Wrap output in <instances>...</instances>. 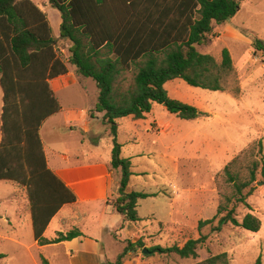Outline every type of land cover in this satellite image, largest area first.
Masks as SVG:
<instances>
[{
    "label": "trees",
    "instance_id": "trees-1",
    "mask_svg": "<svg viewBox=\"0 0 264 264\" xmlns=\"http://www.w3.org/2000/svg\"><path fill=\"white\" fill-rule=\"evenodd\" d=\"M149 1L147 5L141 0H49L62 18L60 36L56 37L47 13L35 1L0 0V181H11L26 190L34 236L40 245L83 234L75 228L49 240L43 232L62 205L76 201L74 192L49 167L40 133L42 124L62 108L50 84L52 78L68 72L67 63L56 49L58 40H70V64L97 83L99 94L91 114L94 117L96 112L105 111L103 121L109 126L113 141L111 166L121 172L119 196L112 203L131 221L140 219L137 202L148 194L129 190L132 161L122 156L117 119L129 114L135 119L143 118L155 103L165 104L169 112L182 119L206 116L198 107L172 97L165 84L180 78L194 87L225 91L229 79L236 78L228 47L222 49L221 60H217L212 54L199 52L197 45L205 42L214 24H223L237 14L241 0H186L176 2L177 5ZM136 11L139 15L148 13L146 18L137 20L141 23L137 30L133 29L136 21L132 20ZM145 22L149 29L144 27ZM254 44L264 50L262 39L255 38ZM128 74L132 75V82L127 84ZM261 144L259 141V152L263 151ZM247 155L244 150L224 166L223 175L231 186V194L220 192L215 215L201 219L199 230L209 224L213 230H221L228 223L249 232L261 230L262 220L254 213L247 212L241 220L235 215L238 203L252 208L246 190H252L260 173L258 159L246 168L247 175L235 171L234 167L241 159L247 160ZM261 174L264 175V162ZM206 238L201 235L182 246H157L149 252H174L183 258H195L198 246ZM143 246L140 240L130 243L114 261L105 264H123L128 251ZM40 262L51 264L43 255ZM218 262L229 264L228 253L206 260L208 264ZM255 264H261V255Z\"/></svg>",
    "mask_w": 264,
    "mask_h": 264
},
{
    "label": "rangeland",
    "instance_id": "rangeland-1",
    "mask_svg": "<svg viewBox=\"0 0 264 264\" xmlns=\"http://www.w3.org/2000/svg\"><path fill=\"white\" fill-rule=\"evenodd\" d=\"M44 1L48 5L49 0ZM163 1L177 5L179 1L182 3L186 0ZM50 9L58 11L52 6L49 8L51 12ZM49 14L51 20H54L53 14ZM255 38H260L264 42V0H241V8L237 14L223 24H214L205 42L197 45L199 52L212 54L217 60H221L222 49L228 47L236 78L229 79L225 91L194 87L180 78L168 81L165 86L172 97L190 103L207 113L206 116H202L206 125L203 129L193 130L190 125L197 124L199 120L179 118L165 108L164 119L170 127L167 141H170L171 146L170 149L165 150H160V146L158 147L156 143L155 146L171 159L172 174L175 177L172 185V204L175 209L181 203L179 196L185 189L190 188L196 193V198L202 195L201 198L204 199V219L215 215L220 204V192H231V186L225 182L223 175L224 166L232 158L247 150V160L241 159L234 167L235 171H239L243 176L247 175L246 168L248 169L252 161L258 159L260 173L257 175L258 180L251 186L252 190L249 192L250 187L246 190L247 201L252 208L238 203L235 205V215L241 220L247 212L254 213L262 220L261 230L249 232L231 223L224 225L221 230H213L211 224L199 230L195 220L189 223L173 221L166 225L164 222H152L146 227H132L131 237H116L117 244L111 236L105 235L104 242L109 257L115 258L119 248L121 252L127 245L139 240L142 241L143 247L149 250L157 246L164 248L173 245L182 246L190 238L206 235V240L198 246V255L195 258H183L174 252L145 253L143 248L137 247L128 251L125 262L126 264H208L206 263L208 258L227 252L229 264H255L260 255L261 264H264V175L261 174V166L264 162V50L256 48ZM68 40H58L56 49L67 66H72L69 62ZM127 77L129 80L125 83L128 84L132 80V75L128 74ZM90 80L94 81L92 78ZM92 98V96L86 99L77 98L70 103L78 108H85L91 104ZM198 133V140L193 139ZM202 133L204 134L201 135ZM125 135L123 134L122 137L125 138ZM157 138L156 134H150L144 141L148 142L147 148H151ZM259 141L263 145L262 152H259ZM12 188L10 182H0V204L4 209L11 205L9 196ZM114 200L111 198L108 203ZM143 203L147 206L150 204V202ZM141 213H144L143 209ZM0 221L5 222L3 219ZM2 224L6 225V223ZM216 224L217 220L213 225ZM22 231L26 239L23 245L7 240L0 241V264H41L42 254L36 246H32L34 239L31 231L29 232L27 228ZM52 252L53 248L46 250L49 255ZM53 262L56 264L57 261L53 259Z\"/></svg>",
    "mask_w": 264,
    "mask_h": 264
},
{
    "label": "crops",
    "instance_id": "crops-1",
    "mask_svg": "<svg viewBox=\"0 0 264 264\" xmlns=\"http://www.w3.org/2000/svg\"><path fill=\"white\" fill-rule=\"evenodd\" d=\"M141 2L149 5L151 1ZM36 3L47 13L54 35L59 37L62 23L59 10L50 9V12L51 5H46L44 0ZM162 3L165 4V1L162 0ZM49 13L53 14L54 20H51ZM147 16V12L139 15L136 11L132 17L136 21L133 29L137 30L141 24L137 23L139 18L144 19ZM144 27L149 29V23L145 22ZM68 41L70 48L71 42ZM90 79L91 77L77 73L75 65L68 66L67 73L52 78L50 84L62 108L50 116L40 129L49 167L76 196V201L66 202L51 218L43 231L44 236L53 240L60 232L67 233L75 228L83 234L73 239L40 245L34 236L33 215L26 190L11 181H7L13 187L9 196L11 208L4 209L0 204V219L5 221H0V241L7 240L23 245L26 239L22 230L27 228L33 235L32 246H36L51 264H55L53 259L57 261L56 264H103L108 260L114 261L120 248L115 258L109 257L104 242L105 235L111 236L117 244L116 237H131L132 227H146L152 222H164L166 225L173 221L189 223L195 220L199 223L205 218L204 199L201 198L202 195L196 198V193L190 188L185 189L179 196L181 203L177 209L172 204L175 177L172 174L171 159L165 152H160L170 149L171 143L167 141L170 127L164 119L166 107L159 103H155L153 109L143 118L135 119L129 114L117 119L122 156L132 161L133 174L129 181V190L148 194L137 202L140 219L127 220L112 202L108 203L109 199L119 196L121 172L111 166L113 141L111 130L103 121L105 111L96 112L94 117L91 114L99 89L96 81ZM91 96L92 102L85 108H78L70 103L73 99H86ZM2 107L3 89H0V109ZM192 120H199L197 124L190 125L193 130L203 129L206 125L203 117ZM1 124L0 122V141ZM123 134H126L125 138L122 137ZM150 134H156L158 138L154 140L151 148H147L148 142L144 141ZM184 137L185 135L182 136ZM198 138L199 133L193 139ZM155 143L160 146V150ZM143 202L150 204L147 206ZM152 206L154 208L151 209ZM141 209L144 213H141ZM48 248H53L51 255L46 253Z\"/></svg>",
    "mask_w": 264,
    "mask_h": 264
},
{
    "label": "water",
    "instance_id": "water-1",
    "mask_svg": "<svg viewBox=\"0 0 264 264\" xmlns=\"http://www.w3.org/2000/svg\"><path fill=\"white\" fill-rule=\"evenodd\" d=\"M164 105H165V104H164ZM148 251H149V250H148L147 248H144V249H143V252H145V253L148 252Z\"/></svg>",
    "mask_w": 264,
    "mask_h": 264
}]
</instances>
